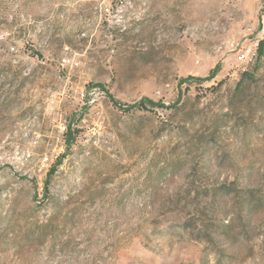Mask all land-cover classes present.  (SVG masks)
I'll return each mask as SVG.
<instances>
[{
    "label": "rangeland",
    "instance_id": "rangeland-1",
    "mask_svg": "<svg viewBox=\"0 0 264 264\" xmlns=\"http://www.w3.org/2000/svg\"><path fill=\"white\" fill-rule=\"evenodd\" d=\"M263 39L264 0H0V264H264Z\"/></svg>",
    "mask_w": 264,
    "mask_h": 264
},
{
    "label": "trees",
    "instance_id": "trees-1",
    "mask_svg": "<svg viewBox=\"0 0 264 264\" xmlns=\"http://www.w3.org/2000/svg\"><path fill=\"white\" fill-rule=\"evenodd\" d=\"M264 56V39L261 40L258 44L257 49V59L260 60ZM220 71V64H218L206 78H194L189 77L186 79H181L179 84H185L189 79H196L198 81H211L214 79ZM4 80V81H3ZM29 82V79H21L19 72L15 71L13 66L10 63H7L6 67L3 70H0V142L4 138V133L11 129L15 123L19 120L25 121L28 109L22 111L20 115H16L18 108L22 105L21 92L26 86V83ZM7 87L9 88L6 91ZM13 87H18L16 91L11 90ZM141 109H148L150 106H159V103H156L150 99H144L139 105ZM78 129L74 127L72 121L68 124L66 132L63 135L67 149L72 146L77 140ZM63 155L62 157H64ZM62 162V159L58 160L49 170L47 178L45 180V195L50 194V179L58 171V168Z\"/></svg>",
    "mask_w": 264,
    "mask_h": 264
},
{
    "label": "built area",
    "instance_id": "built-area-1",
    "mask_svg": "<svg viewBox=\"0 0 264 264\" xmlns=\"http://www.w3.org/2000/svg\"><path fill=\"white\" fill-rule=\"evenodd\" d=\"M231 51L232 52L238 51V48L236 47L235 44H232ZM236 56H237L236 58L239 62L246 63V64L252 63L255 59V53H251L250 50L245 51L244 49L239 50L237 52ZM44 160L47 161L48 158H45Z\"/></svg>",
    "mask_w": 264,
    "mask_h": 264
}]
</instances>
